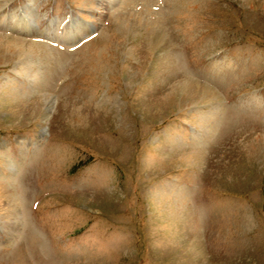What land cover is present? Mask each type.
<instances>
[{"label":"rangeland","instance_id":"1","mask_svg":"<svg viewBox=\"0 0 264 264\" xmlns=\"http://www.w3.org/2000/svg\"><path fill=\"white\" fill-rule=\"evenodd\" d=\"M0 264H264V0H0Z\"/></svg>","mask_w":264,"mask_h":264}]
</instances>
